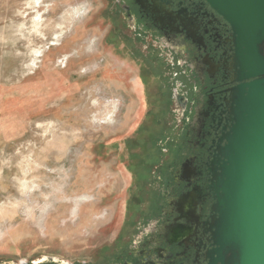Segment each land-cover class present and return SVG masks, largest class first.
<instances>
[{
	"label": "rangeland",
	"instance_id": "1",
	"mask_svg": "<svg viewBox=\"0 0 264 264\" xmlns=\"http://www.w3.org/2000/svg\"><path fill=\"white\" fill-rule=\"evenodd\" d=\"M111 7L0 0V264H108L140 227L128 142L152 99Z\"/></svg>",
	"mask_w": 264,
	"mask_h": 264
},
{
	"label": "flooded vegetation",
	"instance_id": "2",
	"mask_svg": "<svg viewBox=\"0 0 264 264\" xmlns=\"http://www.w3.org/2000/svg\"><path fill=\"white\" fill-rule=\"evenodd\" d=\"M109 1L107 38L136 65L135 85L151 96L152 110L151 124L128 142L136 151L128 206L138 211L134 228L141 231L125 227L131 238L120 236L108 264H207L213 249L207 168L227 124L228 90L236 86L230 25L205 0ZM163 114L172 119L164 127Z\"/></svg>",
	"mask_w": 264,
	"mask_h": 264
},
{
	"label": "water",
	"instance_id": "3",
	"mask_svg": "<svg viewBox=\"0 0 264 264\" xmlns=\"http://www.w3.org/2000/svg\"><path fill=\"white\" fill-rule=\"evenodd\" d=\"M205 1L230 25L236 84L207 168L213 249L206 260L264 264V0Z\"/></svg>",
	"mask_w": 264,
	"mask_h": 264
},
{
	"label": "bare ground",
	"instance_id": "4",
	"mask_svg": "<svg viewBox=\"0 0 264 264\" xmlns=\"http://www.w3.org/2000/svg\"><path fill=\"white\" fill-rule=\"evenodd\" d=\"M39 17H40V16H39ZM34 18H35V17H34ZM35 25L38 26L39 24H35ZM36 26H35V27H36ZM52 45H53V44H52Z\"/></svg>",
	"mask_w": 264,
	"mask_h": 264
}]
</instances>
